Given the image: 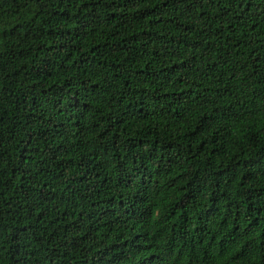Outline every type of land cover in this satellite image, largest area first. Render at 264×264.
I'll use <instances>...</instances> for the list:
<instances>
[{
  "label": "trees",
  "instance_id": "16d2710c",
  "mask_svg": "<svg viewBox=\"0 0 264 264\" xmlns=\"http://www.w3.org/2000/svg\"><path fill=\"white\" fill-rule=\"evenodd\" d=\"M0 264H264V0H0Z\"/></svg>",
  "mask_w": 264,
  "mask_h": 264
}]
</instances>
